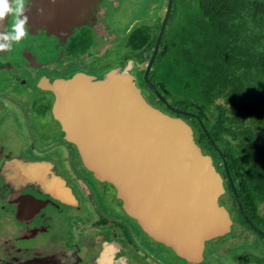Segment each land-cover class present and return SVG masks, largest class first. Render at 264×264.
Returning <instances> with one entry per match:
<instances>
[{"label":"flooded vegetation","instance_id":"1","mask_svg":"<svg viewBox=\"0 0 264 264\" xmlns=\"http://www.w3.org/2000/svg\"><path fill=\"white\" fill-rule=\"evenodd\" d=\"M50 1L59 3V0H26V8L29 9L25 13L29 17L26 28L34 36L33 48L25 49L19 42H12L10 49L0 52V264L204 262L213 242L224 239L226 235L206 241L201 262H190L179 257L172 248L144 231L138 221L125 211L115 186L100 180L85 166L76 144L68 139L55 112L59 95L55 87L64 94V83L74 76L84 73L99 80L115 68L108 67L104 76L91 70L86 71L85 67L81 68L82 62L87 60L81 57L87 55V51L92 58H102L111 44L125 37L130 52H134L130 46L132 37L141 28L146 27L156 33V27L160 24L161 29L163 20H159V15L162 14L163 5L164 11L167 10L169 0H159V3L151 5L150 0H144L146 9L137 19L127 24L124 35H119L110 23H106L109 7H119L118 0H66L61 9L53 8ZM12 22L11 17L6 18L0 32L5 29L10 31ZM43 35L57 38L56 42L64 50L60 54L65 59H59L60 62L51 56L44 59L42 49L39 48L43 45L40 41L38 43ZM91 37L97 38L95 48L88 42ZM5 42L0 40V43ZM49 52L55 56L57 48ZM136 52L139 55L138 50ZM126 55L123 59L124 67L132 61L130 70L134 74L141 63ZM148 61L144 63L141 79L134 74L141 89L139 82L146 83ZM151 70L149 79L152 77ZM140 71L138 69L139 74ZM147 89V93L142 91L150 101L149 95L156 94L148 85ZM163 104L164 107L160 104L157 106L170 115L178 116L166 103ZM191 126L197 144L203 153L212 156L213 164L220 171L215 162V154L205 152L197 141L194 125ZM220 172L224 179L225 193L219 202L229 210L233 220L232 232L236 222L234 214L236 212L240 217L242 211L239 204L234 203L236 196L233 198L229 191L227 176ZM113 202L118 205V212ZM106 203L112 210L111 214L104 212L101 207ZM245 214L247 217L244 219L248 220V225L264 236V226L260 224L264 220L256 218V221L253 216ZM61 217L62 221L59 220ZM67 222L70 224L68 228ZM64 233L75 235L72 245L66 243L68 238ZM81 239L86 241L81 243ZM59 247L63 248L64 257L60 255ZM235 256L237 261L232 259V264H251L252 259L255 264H258L256 260L264 262V245L256 249H245Z\"/></svg>","mask_w":264,"mask_h":264},{"label":"water","instance_id":"2","mask_svg":"<svg viewBox=\"0 0 264 264\" xmlns=\"http://www.w3.org/2000/svg\"><path fill=\"white\" fill-rule=\"evenodd\" d=\"M66 0L50 1L53 8ZM169 0L154 51L145 71L148 87L172 111L196 117L224 163L226 178L245 218L223 152L195 114L176 109L148 75L172 9ZM110 69L102 79L84 73L67 80L58 95L56 116L82 161L100 180L115 186L125 211L144 231L173 249L181 258L201 262L206 241L231 232L233 220L220 204L224 179L203 153L191 125L152 104L131 72Z\"/></svg>","mask_w":264,"mask_h":264},{"label":"trees","instance_id":"3","mask_svg":"<svg viewBox=\"0 0 264 264\" xmlns=\"http://www.w3.org/2000/svg\"><path fill=\"white\" fill-rule=\"evenodd\" d=\"M187 3L182 8L188 16L185 25L174 32L166 26L154 61L157 68L166 54L174 56L170 83L180 86L185 95L179 93L173 99L168 88L161 86L175 108L202 120L225 155L245 212L264 220L258 214L264 206V0H195V5L185 7ZM174 7L175 0L167 25ZM159 29L160 24L153 37V31L141 28L130 41L135 53L146 55V59L140 57L144 63L153 52ZM183 117L202 134L224 170L219 151L200 121ZM228 188L235 198L230 184Z\"/></svg>","mask_w":264,"mask_h":264},{"label":"rangeland","instance_id":"4","mask_svg":"<svg viewBox=\"0 0 264 264\" xmlns=\"http://www.w3.org/2000/svg\"><path fill=\"white\" fill-rule=\"evenodd\" d=\"M118 1L120 3L119 7H117V8L114 6L109 7L106 23H110L111 27L113 29H115V32H117V33L119 32V35H124V30H125V27L127 26V24L130 23L132 20L137 19L138 16L140 15V13L143 10H145L146 8L144 7V0H118ZM156 2L159 3L160 1L159 0H150L149 5L154 4ZM185 3H187V5L185 7L193 6V5H195V0H175V7H174V12H173L174 14H173V16L169 22V25H167L168 30H170V28H172V31L170 30V32L177 31L180 27L185 25V21L188 19V16H186L185 12L182 10ZM166 11H164V5H163L162 11H161L162 14L159 15V20H161V19L164 20L163 18L166 17ZM193 20H194V18H193ZM152 31L154 33L155 30H152ZM27 32H28V35L22 41H20L18 44H22L23 46H25V49L30 50L31 48H33V47H31V45H32V37H34V36H31L30 31L28 29H27ZM72 32L75 33L76 30H72ZM74 33H73V36L77 37V35ZM83 34H86V33H83ZM29 36H31V37H29ZM92 36H94V35L92 34ZM153 36H154V34H153ZM158 36H159V34H158ZM55 39L57 40V38H55L54 36H51V37H49L47 35L41 36L38 39V43L40 41L43 46H40L39 48L42 49V55L44 56V59L51 56L53 58H56L57 60L56 59L55 60L57 62H60V60L65 59L64 56H61V54L64 53V50H63V47L61 45H59L58 41L56 42ZM75 41L78 42L77 39ZM88 42H89V44H92L93 48H95V46L98 44L97 38H95V37H94V39H93V37H91V39ZM57 44H58V46H57ZM130 46H133V44H131ZM56 48H57V52H54L55 56H53V52H49V51H51V50L56 51ZM134 48H135V46H134ZM84 50H86V49H84ZM125 53H127L128 57H131V58H133V60H137L138 63L139 62L141 63V67L138 66V67H136V71L134 70L135 71L134 74L139 79H141L142 71L144 68V62L141 60V58L146 59V55L144 53H142V57L140 58V53H139V55H137V53L135 54V52H132V51L130 52V48L127 46V42L125 41V37H122L121 39H119L118 43L111 44L110 47L108 48V51L102 56V58H97V57L92 58L91 55L88 54V51H87V55H84L81 57L82 60L85 58L87 60H84L80 66H81V68L85 67L86 71L91 70L95 74H98L100 76H104L105 70L108 69V67L113 66V67H119L121 69L124 68V63H123L124 60L123 59H125V57H124ZM172 58H174V56L171 53L166 54V57L163 58V60H162L161 66L157 65V68H156V65L154 64L152 66V70L150 73L152 75L150 80H152L153 84H155L160 89V90L159 89L158 90L169 101H171L172 98L175 99L181 91L180 86L171 85V83H170V76H169L170 75V68H171V66L176 64L175 62L173 63ZM138 69H141L140 74L138 72ZM67 73H68V71L66 72V74ZM70 73L71 72H69V74ZM139 83H140L142 89L147 93V91H148L147 84L143 81H141ZM161 84H164L165 87L168 88V91L171 92L172 98H171V96L166 95V92L162 88ZM184 95H181V93H180V96H184ZM149 97H150V101L152 103H154L155 105L160 104L164 107L163 101H161L159 98H157L156 95H154L152 93V95L150 94ZM188 100L190 102L193 101L191 99H188ZM185 119L191 123V120L189 118H185ZM196 135H197L198 143H200V145L204 148L205 152H207V153L211 152L212 153L211 149L209 148V146L207 144V141L202 136V134L197 131ZM215 162L218 165V167L220 168V171H222L224 173L223 168L220 166L221 165L220 159L216 155H215ZM225 176H226V173H225ZM223 201H225V200H223ZM236 201H237V199H236ZM117 206L118 205L113 202L114 209L115 208L117 209ZM101 207H102L104 212L109 213V214L112 213V210L108 206V203H106L105 205H103ZM229 207L232 209L231 206H229ZM261 211H263V213H264V206L261 208V210L259 209V213H258L259 215L261 214L263 216L264 214ZM117 212H118V209H117ZM241 214H242L243 218H245L244 214L243 213H241ZM234 215H235L236 222H235V225H234L232 232L227 234L224 239H216L215 242H213L212 246H210L209 249L207 250V257H206L205 261L200 263V264H232V259L237 261L235 254H238L239 252H242L245 249H256L258 246L264 245V236L260 235L259 233H257V231L253 230L248 225L249 224L248 220H247V222H248V224H247V223L243 222L242 219L240 220V217L238 216V214L236 212ZM254 219L256 221H258L256 218H254ZM59 220L62 221L63 218L61 217ZM84 222H86V221H84ZM262 223L260 222V224L262 226H264L263 225L264 223L263 224ZM69 225L70 224L67 222L66 228H68ZM64 236L68 238V241L66 243H68L69 245H72L74 243L75 235H73V234L71 235L70 233H66V234L64 233ZM80 241H81V243H83L86 240L81 239ZM63 246H65V245H63ZM62 247L58 248L59 250H61L60 255H62L64 253ZM67 249L70 250L69 246H67ZM62 256L64 257V255H62ZM256 261L258 264H264L263 261H259V260H256ZM253 262H254V260L252 259L251 264H255ZM178 264H181V263L179 262Z\"/></svg>","mask_w":264,"mask_h":264},{"label":"clouds","instance_id":"5","mask_svg":"<svg viewBox=\"0 0 264 264\" xmlns=\"http://www.w3.org/2000/svg\"><path fill=\"white\" fill-rule=\"evenodd\" d=\"M28 10L29 9L26 8V0H0V28H4V22H5L6 18H10L11 17L13 19V22H12V25H11V30L9 31V30L5 29L4 31L0 32V40L6 41L5 43H0V52H4V51L10 49L12 42L18 43V42L22 41L28 35L26 26L28 25L29 17L27 15H25V13ZM8 41H10L11 43H7ZM176 109H179V108H176ZM180 110H182V109H180ZM184 111H186V110H184ZM188 112H190V111H188ZM191 113H193V112H191ZM177 114H180V113L176 112V115ZM193 114H195V113H193ZM183 115L184 114H182V116H180V115H178V116H180L183 119H185L183 117ZM190 116H192V115H190ZM186 121H187V123L189 125H191L188 120H186ZM224 173H225V171H224ZM234 185H235V183H234Z\"/></svg>","mask_w":264,"mask_h":264}]
</instances>
